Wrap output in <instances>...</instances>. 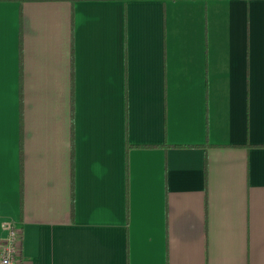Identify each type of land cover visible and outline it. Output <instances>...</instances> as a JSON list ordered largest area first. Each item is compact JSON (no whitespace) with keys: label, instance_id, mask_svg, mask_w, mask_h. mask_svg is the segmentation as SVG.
I'll list each match as a JSON object with an SVG mask.
<instances>
[{"label":"crops","instance_id":"obj_1","mask_svg":"<svg viewBox=\"0 0 264 264\" xmlns=\"http://www.w3.org/2000/svg\"><path fill=\"white\" fill-rule=\"evenodd\" d=\"M1 220L23 264H264V0H0Z\"/></svg>","mask_w":264,"mask_h":264},{"label":"built area","instance_id":"obj_2","mask_svg":"<svg viewBox=\"0 0 264 264\" xmlns=\"http://www.w3.org/2000/svg\"><path fill=\"white\" fill-rule=\"evenodd\" d=\"M0 264H23L21 258L23 231L10 220L0 221Z\"/></svg>","mask_w":264,"mask_h":264}]
</instances>
